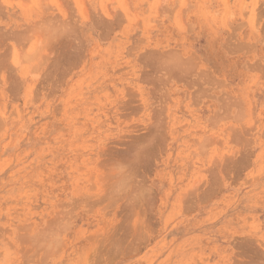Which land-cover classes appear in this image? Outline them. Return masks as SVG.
Here are the masks:
<instances>
[{
  "label": "rangeland",
  "instance_id": "374dc122",
  "mask_svg": "<svg viewBox=\"0 0 264 264\" xmlns=\"http://www.w3.org/2000/svg\"><path fill=\"white\" fill-rule=\"evenodd\" d=\"M0 264H264V0H0Z\"/></svg>",
  "mask_w": 264,
  "mask_h": 264
},
{
  "label": "bare ground",
  "instance_id": "6f19581e",
  "mask_svg": "<svg viewBox=\"0 0 264 264\" xmlns=\"http://www.w3.org/2000/svg\"><path fill=\"white\" fill-rule=\"evenodd\" d=\"M65 33H66V31H65ZM67 34H68V33H67ZM68 36H69V35H68ZM57 39H58V38H57ZM60 39H61V37H60ZM62 39H63V38H62ZM68 40H69V39H68ZM61 41H63V40H61ZM69 42H70V41H69ZM69 42H68V43H69ZM68 43H65V44H68ZM69 45H70V44H69ZM69 45H68V46H69ZM69 47H70V46H69ZM69 47H68V48H69ZM65 51H66V50H65ZM69 51H70V50H69ZM77 51H78V50H77ZM66 52H67V51H66ZM74 53H75V52H74ZM74 53H73V54H74ZM76 53H77V52H76ZM76 55H77V54H76ZM79 55L81 56V54H79ZM79 55H78V56H79ZM72 57H73V56H72ZM73 58H74V57H73ZM65 59H66V58H65ZM79 59H80V57H79ZM157 59H158V58H157ZM161 59H162V58H161ZM170 59H171V58H170ZM172 59H173V58H172ZM81 60H82V59H81ZM163 62H164V61H163ZM177 62H178V61H177ZM155 64H156V62H155ZM179 64H180V63H179ZM181 64H182V63H181ZM70 65H71V64H70ZM157 65H158V63H157ZM162 66H163V65H162ZM171 66H172V65H171ZM183 67H184V64H183ZM185 67H186V66H185ZM185 67H184V68H185ZM156 68H157V69H160V68L157 67V66H156ZM163 68H164V67H163ZM181 68H182V67H181ZM194 68H195V67H194ZM176 69H177V68H176ZM167 70H168V69H167ZM170 70H171V69H170ZM173 70H174V69H173ZM190 70H191V69H190ZM190 70H188V71H190ZM159 71H160V70H159ZM163 71H164V70H163ZM184 71H185V70H184ZM174 72H175V71H174ZM181 72H182V70H181ZM161 73H162V72H161ZM165 73H166V72H165ZM168 73H169V72H168ZM185 73H187V72L185 71ZM185 73H184V74H185ZM185 76H187V75H185ZM189 77H190V76H189ZM193 77H194V76H193ZM172 78H173V77H172ZM159 80H160V79H159ZM180 80H181V79H180ZM183 81H184V80H183ZM186 81H187V80H186ZM196 81H197V80H196ZM193 82H194V81H193ZM192 85H193V84H192ZM146 140H147V139H146ZM148 140L150 141L151 139H148ZM150 144H151V143H150ZM145 147H146V146H145ZM143 148H144V147H143Z\"/></svg>",
  "mask_w": 264,
  "mask_h": 264
}]
</instances>
